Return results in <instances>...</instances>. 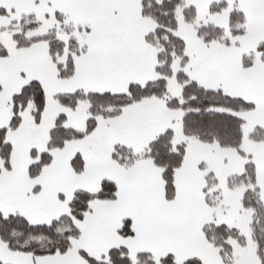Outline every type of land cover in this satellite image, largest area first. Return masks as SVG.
Instances as JSON below:
<instances>
[{
    "label": "snow or ice",
    "instance_id": "obj_1",
    "mask_svg": "<svg viewBox=\"0 0 264 264\" xmlns=\"http://www.w3.org/2000/svg\"><path fill=\"white\" fill-rule=\"evenodd\" d=\"M0 264H264V0H0Z\"/></svg>",
    "mask_w": 264,
    "mask_h": 264
}]
</instances>
